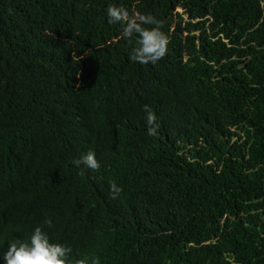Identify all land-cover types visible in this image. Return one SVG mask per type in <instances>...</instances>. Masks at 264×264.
I'll return each mask as SVG.
<instances>
[{
    "label": "trees",
    "instance_id": "1",
    "mask_svg": "<svg viewBox=\"0 0 264 264\" xmlns=\"http://www.w3.org/2000/svg\"><path fill=\"white\" fill-rule=\"evenodd\" d=\"M109 4L163 20L166 56L132 62ZM77 114L100 164L82 176ZM41 160L36 196L0 187L1 234L41 226L100 264H264V0H0V179Z\"/></svg>",
    "mask_w": 264,
    "mask_h": 264
},
{
    "label": "clouds",
    "instance_id": "2",
    "mask_svg": "<svg viewBox=\"0 0 264 264\" xmlns=\"http://www.w3.org/2000/svg\"><path fill=\"white\" fill-rule=\"evenodd\" d=\"M181 11L180 9H178ZM106 16L109 24L121 26L120 37L131 42L135 39V46L131 48L129 59L134 63L155 65L163 59L168 51V36L162 28L164 21L152 14H142L138 11H129L124 7L109 4L106 8ZM146 113L147 135L155 137L160 127L157 117L149 105H144ZM70 128H82L87 134L82 137L72 148L70 162L79 175H84L85 170L98 171L100 164L96 154L91 147H87L90 141V134L82 123L79 114L72 121ZM85 149H88L84 151ZM16 155L21 153L16 145L8 150ZM23 153V152H22ZM41 166L31 168L26 173L17 176H8L0 179V187H4L8 195L14 194L18 189L19 194L36 196L35 193L23 192L35 186L43 187V180L48 179L54 172V167L44 160ZM71 167L70 164H65ZM123 189L116 182H110V194L112 199L118 198ZM55 193V192H54ZM43 217L49 212H41ZM44 225L53 227L52 220L45 218ZM17 227V226H16ZM11 234L0 233V264H100L99 257H80L70 260L73 249L67 245L50 242L48 234L41 226L33 228L32 234L25 235V231L19 227ZM20 239V240H14Z\"/></svg>",
    "mask_w": 264,
    "mask_h": 264
}]
</instances>
